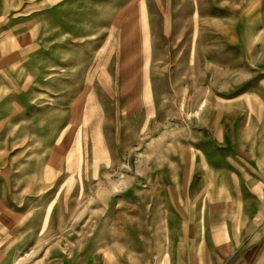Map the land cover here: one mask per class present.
Instances as JSON below:
<instances>
[{
    "label": "rangeland",
    "instance_id": "1",
    "mask_svg": "<svg viewBox=\"0 0 264 264\" xmlns=\"http://www.w3.org/2000/svg\"><path fill=\"white\" fill-rule=\"evenodd\" d=\"M263 85L264 0H0V264H128L171 191L230 204L217 124Z\"/></svg>",
    "mask_w": 264,
    "mask_h": 264
},
{
    "label": "crops",
    "instance_id": "2",
    "mask_svg": "<svg viewBox=\"0 0 264 264\" xmlns=\"http://www.w3.org/2000/svg\"><path fill=\"white\" fill-rule=\"evenodd\" d=\"M241 99L255 106L216 128L225 150L216 154V173L227 178L230 204L209 206L202 192V205L175 206L171 191V205L157 209V238L133 243L128 264H264V95L247 91Z\"/></svg>",
    "mask_w": 264,
    "mask_h": 264
}]
</instances>
